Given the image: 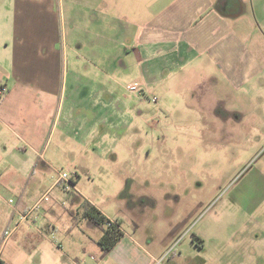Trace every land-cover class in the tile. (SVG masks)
<instances>
[{"label": "crops", "instance_id": "0c3cea01", "mask_svg": "<svg viewBox=\"0 0 264 264\" xmlns=\"http://www.w3.org/2000/svg\"><path fill=\"white\" fill-rule=\"evenodd\" d=\"M242 3L243 0H13L12 6L4 8L11 14L0 31L4 47L0 49V87H6L0 95V203L5 201L8 208L0 207V223L6 226V236L14 235V240L7 252H1V261L151 264L157 258V253L143 246L145 241L148 245L153 241L145 234L140 218L133 214L143 210L141 202H134L128 192L129 198L111 195L112 199L100 206L78 187L79 173L92 170V157L99 156L107 163L117 157L112 149L97 152L98 136L102 140L117 139L119 118L117 88L104 81L100 84L97 77L116 74L118 61L125 66L123 62H130L126 71L131 70V61L136 62L148 89L158 82L152 83L150 77L160 78L164 70L181 67L182 61L202 58L208 68L220 63L221 70L229 71V62L243 57L233 52L236 46L246 49L242 43L243 26L251 18L250 9ZM231 6L236 10L234 15L228 13ZM89 60H98V66H85L83 62ZM102 89L109 90V101H99ZM219 90L222 95L227 92ZM219 103L216 107L222 106L221 116H216L223 123L230 113L223 99ZM241 112L243 120L247 112ZM133 120L130 117V126ZM102 125L106 128L101 132ZM141 154L144 152L139 150L129 152L135 163L132 169L123 168L119 162L113 164L130 177L123 189L134 188L132 179L137 175H148ZM60 158L73 170L69 173V190L65 183H57L58 178L48 180V173L54 170L58 174L55 162ZM59 185L72 193L71 208L60 195L51 196ZM46 192L50 200L31 210ZM8 193L10 197L5 200ZM85 201L111 220L123 224L125 218H131L132 233L121 225L123 238L105 253L98 244L102 230L84 215ZM21 214H27L28 220L16 225ZM138 236L141 241L135 238ZM204 242L199 234L198 246H204Z\"/></svg>", "mask_w": 264, "mask_h": 264}, {"label": "rangeland", "instance_id": "374dc122", "mask_svg": "<svg viewBox=\"0 0 264 264\" xmlns=\"http://www.w3.org/2000/svg\"><path fill=\"white\" fill-rule=\"evenodd\" d=\"M243 1L251 18L243 26L246 49L236 46L233 52L243 57L231 60L229 71L221 70L220 63L208 68L202 58L182 61L178 69L168 68L162 77H150L152 83L158 82L148 89L136 62L131 61V70L126 71L130 62H123L125 66L118 61L116 74L97 77L100 84L104 81L117 88L119 113L117 139L98 136L97 152L112 149L117 157L108 163L92 157V170L79 173L78 187L100 206L111 195L129 198L128 192L134 202H141L143 210L133 214L153 241L151 245L145 241L143 246L157 257L169 251L174 255L163 264H264V0ZM12 5L13 0H0V31L11 14L4 8ZM228 13L234 15L236 10L231 6ZM2 37L0 33L3 51ZM83 63L93 69L98 66V60ZM221 88L228 93L222 95ZM109 90H101L99 101L110 100ZM221 99L230 113L223 123L216 116H221L222 106L216 107ZM241 110L247 112L243 120ZM105 128L102 125L101 132ZM110 131L114 133V129ZM138 150L147 155L141 154V158L148 175H137L132 179L134 188L123 189L130 177L113 164L132 169L135 163L129 152ZM55 165L59 171L73 172L62 158ZM48 176L52 181L58 178L54 170ZM56 194L71 208L72 193L59 185L51 196ZM9 197L8 193L5 200ZM0 207L7 209L8 203L2 201ZM64 217L70 220L67 214ZM122 225L132 233L131 218H125ZM3 227L0 223V254L14 240ZM199 234L204 246L197 244ZM135 238L141 241L139 236Z\"/></svg>", "mask_w": 264, "mask_h": 264}, {"label": "trees", "instance_id": "16d2710c", "mask_svg": "<svg viewBox=\"0 0 264 264\" xmlns=\"http://www.w3.org/2000/svg\"><path fill=\"white\" fill-rule=\"evenodd\" d=\"M84 207L85 217L102 230V236L98 240V244L105 253L110 252L124 236L122 223L119 220H111L106 217L88 201L84 202Z\"/></svg>", "mask_w": 264, "mask_h": 264}, {"label": "built area", "instance_id": "2783aa9c", "mask_svg": "<svg viewBox=\"0 0 264 264\" xmlns=\"http://www.w3.org/2000/svg\"><path fill=\"white\" fill-rule=\"evenodd\" d=\"M134 87H132L133 89ZM6 92V87L2 86L0 87V95L4 94ZM154 100H157V98H153ZM58 179H57V183H65L64 187L65 189L69 190L71 188V185L68 183L69 182V178L70 175L67 172H60L58 171ZM50 200V193L46 192L44 193L42 196H40L37 200V202L35 203V205L32 207L31 210H34L38 207L41 206V204L45 201H49ZM11 202L13 201L12 199L10 200ZM26 220H28V215L27 214H21L19 221L16 225L25 222ZM171 255V251H169L168 253L164 254L161 257H157L153 259V262L151 264H163L164 259L168 258ZM0 264H5L3 261H1L0 259Z\"/></svg>", "mask_w": 264, "mask_h": 264}]
</instances>
